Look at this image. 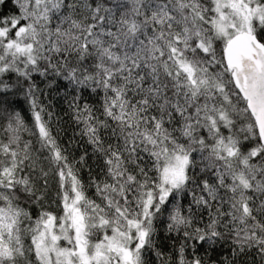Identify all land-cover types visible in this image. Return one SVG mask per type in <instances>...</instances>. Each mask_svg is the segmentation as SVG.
Returning a JSON list of instances; mask_svg holds the SVG:
<instances>
[{
    "label": "snow or ice",
    "instance_id": "obj_1",
    "mask_svg": "<svg viewBox=\"0 0 264 264\" xmlns=\"http://www.w3.org/2000/svg\"><path fill=\"white\" fill-rule=\"evenodd\" d=\"M0 264H264V0H0Z\"/></svg>",
    "mask_w": 264,
    "mask_h": 264
},
{
    "label": "trees",
    "instance_id": "obj_2",
    "mask_svg": "<svg viewBox=\"0 0 264 264\" xmlns=\"http://www.w3.org/2000/svg\"><path fill=\"white\" fill-rule=\"evenodd\" d=\"M61 127L68 129L67 135H64V134L61 135V141L63 142L67 139L68 136H71L74 133H73V130L71 128H69V126L67 124L62 125Z\"/></svg>",
    "mask_w": 264,
    "mask_h": 264
}]
</instances>
